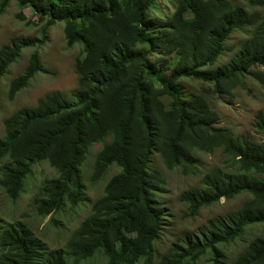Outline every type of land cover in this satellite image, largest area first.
<instances>
[{"label": "trees", "instance_id": "trees-1", "mask_svg": "<svg viewBox=\"0 0 264 264\" xmlns=\"http://www.w3.org/2000/svg\"><path fill=\"white\" fill-rule=\"evenodd\" d=\"M10 1L0 0V15ZM15 1L19 19L29 8L43 25L40 36H13L0 47V79L23 48L44 44L56 22H63L66 45L80 42L82 48L74 64L78 87L70 91L72 100L61 91L46 93L3 120L0 187L15 199L33 165L47 160L56 175L40 186L37 214L45 217L82 202L90 203V211L59 249L50 248L25 222L0 218V264H79L98 251L106 264H198L205 255L210 264H227L220 245L232 243L247 227L264 226V113L258 112L253 124L260 139L241 138L217 124L219 114L202 94L184 97L179 82L193 79L211 84L204 88L208 93L231 95L249 68L264 64V12L231 0H168L172 11L166 17L150 14L158 0ZM246 1L264 6V0ZM246 27L251 31L240 47L213 67L231 33ZM37 72L50 71L34 50L10 81L9 98ZM97 142L102 145L91 181L112 165L119 170L90 201L80 165ZM195 150H220L223 159L199 185L180 193L189 216L221 198H248L160 254L155 242L164 208L156 193L164 191L165 179L150 170L152 154L158 153L167 169L195 173ZM232 264H264V228Z\"/></svg>", "mask_w": 264, "mask_h": 264}, {"label": "rangeland", "instance_id": "rangeland-1", "mask_svg": "<svg viewBox=\"0 0 264 264\" xmlns=\"http://www.w3.org/2000/svg\"><path fill=\"white\" fill-rule=\"evenodd\" d=\"M242 5L249 11H263L264 6H251L246 0H231ZM168 0H158L157 8L150 11L151 16L166 17L172 11ZM19 7L15 0H11L4 12L0 15V47L9 43L13 36H40L43 23L29 8L21 13L25 19H19L16 13ZM250 27L235 30L225 41V49L213 67L225 63L249 36ZM82 44L76 42L72 46L66 45L63 34V22H56L48 28L47 38L40 47L23 48L19 58L7 69L0 79V137L4 135L3 120L13 111L21 107L34 106L39 97L53 91H61L64 96L72 100L70 91L78 87V74L75 71V59L80 56ZM37 50L41 63L50 72H37L29 84L19 90L13 99L8 96L9 84L13 77L20 74L28 61L32 51ZM155 58V56H153ZM184 97L193 93L202 94L210 106L219 114L218 125L232 129L235 135L241 138L259 140L260 135L253 126L258 112L264 113V64L249 68L243 82L236 85L231 95H215L208 93L204 88L211 89L212 85L193 79H182L179 82ZM164 104L168 106L167 99ZM106 140H109L107 137ZM102 142L92 144L88 148L85 160L80 165V173L86 186V195L90 201L99 197L104 190L107 180L119 169L112 165L100 180L91 181L93 163ZM196 155L195 173H183L182 168L167 169L158 153H153L149 164L150 170H157L164 177V191L156 193L158 201L164 208V225L160 238L155 242L158 253L165 252L174 242L187 234L197 235L207 224L208 220L224 216L227 212L237 208L248 198L241 194L233 199L221 198L218 202L202 207L195 216L187 214V204L180 201L179 195L186 189L200 184L201 177L213 166L222 165L220 150L214 153L194 151ZM0 161V176L1 166ZM56 175L55 170L47 160L37 162L32 172L25 180L24 189L15 199H10L0 187V218L3 222L21 220L25 222L33 233L42 239L50 248H63L72 231L79 225L90 211V203L82 202L76 206L65 204L63 209L45 217L37 214L35 197L39 193L42 182ZM53 218L54 221H51ZM262 224L247 227L242 234L230 244L220 245L225 254L227 264H232L235 256L241 252L245 244L254 236L261 233ZM209 255L201 258L198 264H210ZM71 264V260H69ZM79 264H106L105 256L96 252L94 256L84 259ZM136 264H146L143 260Z\"/></svg>", "mask_w": 264, "mask_h": 264}]
</instances>
